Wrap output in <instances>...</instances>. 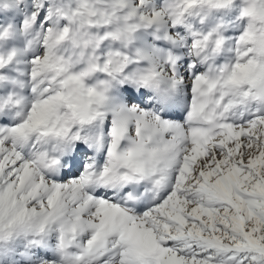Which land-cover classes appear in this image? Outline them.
Listing matches in <instances>:
<instances>
[{
  "label": "snow or ice",
  "instance_id": "6c2138e0",
  "mask_svg": "<svg viewBox=\"0 0 264 264\" xmlns=\"http://www.w3.org/2000/svg\"><path fill=\"white\" fill-rule=\"evenodd\" d=\"M0 264H264V0H0Z\"/></svg>",
  "mask_w": 264,
  "mask_h": 264
}]
</instances>
